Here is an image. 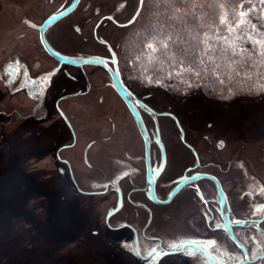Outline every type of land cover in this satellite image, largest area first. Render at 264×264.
Segmentation results:
<instances>
[{
    "label": "rangeland",
    "instance_id": "rangeland-1",
    "mask_svg": "<svg viewBox=\"0 0 264 264\" xmlns=\"http://www.w3.org/2000/svg\"><path fill=\"white\" fill-rule=\"evenodd\" d=\"M242 1L253 0H230L229 3L235 6ZM119 2L121 6L117 7ZM143 2L129 25L119 27L105 19L98 26L97 35L117 52L119 65L122 45L141 19ZM44 6L43 0H0V67L10 56L31 65L33 52L41 47L36 41V30L29 29L24 21L29 17L35 23L40 22L41 17L53 9ZM137 6L138 0H80L75 12L50 30L48 38L54 47L66 54L106 55V46L96 42L91 34L97 17L109 13L117 21L124 22ZM74 24L79 27V32L73 29ZM23 41H29V45L26 47ZM51 61L42 62V65L55 66V61ZM89 70L91 91L82 97L60 101L75 126L78 145L81 147L86 140H95L90 148L96 149L94 155L90 154L91 168L82 165L80 149L68 153L62 151L63 156L72 159L79 186L85 190L89 187L84 177L109 178L117 168L112 158H123L125 152L133 155L141 152V140L130 115L108 88L100 86L107 76L102 69ZM52 79L51 98L62 86L73 89L61 68ZM125 80L137 94H152L145 102L153 109L173 112L186 130V140L199 141L208 147L209 141H204V134L211 135L213 140L223 139L225 148L210 156L216 162L229 159L227 170L221 175L230 183L234 203L242 206L243 201L236 195L242 173L234 162L241 159L251 174H264V93L255 97L212 100L199 90L180 95L160 87L143 88L130 79ZM99 95H102V101ZM31 102L35 104L32 100L26 101L20 92L9 94L0 78V264H140L132 254L117 246L121 236L131 237L129 231H108L103 223L105 210L114 200L113 193H79L69 182L58 178L56 165H63L53 163L50 155L56 144L69 140L68 136L66 131L57 129L62 124L58 123L52 107L46 126L40 127L31 114L29 117ZM16 109L27 113L21 116ZM146 115L148 131L152 133L154 122ZM157 123L167 145L168 173L176 174L181 163L191 162V154L180 143L171 118L158 117ZM59 136L62 139L59 140ZM53 138L58 139V143L55 144ZM80 200L89 206V216L80 207ZM239 210L238 207L237 212ZM197 216L196 202L187 197L177 201L172 208L165 206L154 210L149 227L143 225L146 212L135 211L129 205L111 220L124 218L138 222L152 235L174 237L193 234L189 221L197 222ZM91 230H96L97 234ZM158 264L184 262L177 257L165 256Z\"/></svg>",
    "mask_w": 264,
    "mask_h": 264
},
{
    "label": "flooded vegetation",
    "instance_id": "flooded-vegetation-1",
    "mask_svg": "<svg viewBox=\"0 0 264 264\" xmlns=\"http://www.w3.org/2000/svg\"><path fill=\"white\" fill-rule=\"evenodd\" d=\"M70 2L71 0H43L45 5L44 8L53 7V9H50L47 14L43 15L40 22L38 23H35L29 19V17L25 18L24 24L29 29L34 28L36 30V41L41 48H39L40 50H37V52H33V62L30 66H28L22 59L16 56H10L9 60L7 61V65L1 74L4 76L2 79L6 87L9 89V94H13L14 90H17V92H20L21 96L24 97L26 101L32 100L35 102V104L31 102V108L28 111V116L30 117L31 114V117L34 118L35 122L38 123L40 127L50 121L51 114L49 112V108L52 107L53 111L58 117L59 122H57L62 124V126L57 129L66 131V136H68L69 140L67 142L56 144L58 143V139H62V136H59L58 139L53 138V142L56 144V146L50 155L51 161L53 163L63 165L62 167L55 164L57 171L56 175H58V178L69 182V185L72 189L77 190V187L74 185L72 180V178L77 180L73 161L68 155L66 157L63 156L62 151L71 149L76 144H78V137L72 119L62 107L60 101L68 98L73 99L87 95L92 89L91 76L89 75L90 70L88 71V68L97 71L98 69H102L107 77L106 80L101 81L100 86L103 88H108L116 97V99H118V101L123 104L127 113L129 115L130 113L126 109V106L121 98L114 91L111 85V78L108 75V70L104 66L97 67L94 65H87L82 67H74L70 65H59L62 69V74L69 82H71L70 88L73 89L67 90L66 86H62L59 88L58 94L54 98H51L50 90L52 89L53 79L52 76L50 77V80L47 79V73L53 67L47 68L42 65V62L47 61V63H50L52 59L55 61V65L58 64V62L43 49L39 39V26L50 15L65 9ZM79 3L80 0L76 7L69 14L50 24L44 31V37L48 43L60 53L66 54L52 45L48 38L49 32L56 25H58L57 22L66 19L68 16L73 14L78 8ZM118 6H121L120 2L117 4V7ZM102 16L104 17L100 19ZM105 19L110 20L119 27L127 26L120 25L122 21H117L113 14L104 13L97 17L93 24L91 34L96 42L106 46L107 54L102 56L108 59V65L113 68L112 60L114 58L118 65L120 77L125 86L134 94V97H136L137 100L147 104L145 101L148 100L149 95L152 94L136 93L131 84L125 80L124 75L120 70L117 52L113 49L110 43H107V41H104L101 36L97 35L98 26ZM73 29L76 32L80 31L76 24H74ZM23 42L26 47L27 44L29 45V41ZM83 55L88 54L76 53L75 55L71 56ZM43 59H45V61H43ZM99 98V100L102 101V95H99ZM49 100H52V102L50 103ZM138 107L148 132V126L146 124V114L148 113L146 110H144V108L140 106ZM15 112L21 116L27 113H21L17 109ZM164 113L165 114L160 115V117L169 116L170 118H173V112V114L170 111H164ZM175 117L177 119L176 115ZM177 121L179 122L178 119ZM180 127L182 130H179V126L177 125L178 134L181 136L180 143L190 152L191 162L181 163L176 174L172 172L170 174L168 173L170 159L166 142L164 140L162 141L164 151V162L162 166V150H160L155 141L150 142L149 166H153L156 169H160L159 167L161 166V170L158 172L154 180V199L156 200L151 197L149 192V183H147L146 173L147 167L144 157V144L139 133L138 135L141 140L140 154L133 155L125 152L123 158H112V161L117 165V168L112 173V175L106 179L84 177V181L88 184L89 188L88 190H81H83L85 192L84 194L87 195H97L109 192L113 193L114 200L109 206V210L106 209V218L103 216V223L105 226L107 225L108 230L113 229L116 232L123 229L130 230V238L127 239L125 235L121 236L120 240L118 241L120 243H118L119 248L126 251L127 249L125 247H129L130 250H133L135 253H137L140 258L144 256V260L147 262L148 259H151V256L148 258V254L150 255L153 251L151 240L148 247L149 239L154 240L152 234L150 232L146 234L142 230H134L137 229L136 227H144L139 226L138 222H129L124 218H113V220H111L112 217H114L121 210H124V208L129 205V207L135 211L140 209L146 212V219L144 220L143 225H148L149 227L152 222L153 212L158 207L166 206L168 208H172V206L174 207L176 205L177 201H182L184 198L190 197L196 202L198 206V220L194 223L190 219L189 226L194 229V233L187 234L186 237L202 239L207 246L208 254L214 259L221 258V260L229 261L231 264H234L235 262V264H264V209L262 208V204L264 203V174H252L248 180H244V187L236 188V195L238 199L244 203L242 206L236 205L233 201L232 192L229 187L230 183L221 175V172L225 174L229 159H226V162H216L210 156V154L220 152L225 148L224 141L222 140V145L220 146V143L218 142L219 139L213 140L211 135L204 134V141H209L208 147H204L199 141L192 143L189 140H186V130L182 128L181 125ZM36 132L39 134V131ZM153 132L154 131H152V133L150 132V137L153 135ZM94 143L95 140H86L79 148L80 161L86 168L92 167L90 162V148ZM241 168L244 170V174L247 175L245 172L246 167L241 165ZM200 173L212 175L219 181L224 193L223 200L220 199L215 181L208 177H196ZM194 176L196 179H190ZM181 182L182 184L179 185ZM178 185L179 187L177 191L170 195L172 190ZM164 200L167 201L164 202ZM238 207L240 210L237 212ZM227 227L230 228L237 241L242 245L243 249H241V247H239V245L230 238ZM208 241L213 243H206ZM157 242L158 243L156 244L158 245V248H163L162 246L168 242V239L166 240L165 237L161 236L157 239ZM201 258L211 259L209 257H205L204 254Z\"/></svg>",
    "mask_w": 264,
    "mask_h": 264
},
{
    "label": "trees",
    "instance_id": "trees-1",
    "mask_svg": "<svg viewBox=\"0 0 264 264\" xmlns=\"http://www.w3.org/2000/svg\"><path fill=\"white\" fill-rule=\"evenodd\" d=\"M229 1L144 0L141 19L122 45L120 66L124 77L143 88L160 87L180 95L199 90L212 100L263 94L260 85L264 84V65L258 63L260 58L256 55L260 46L241 39L240 50L233 53L229 49L222 55V41L212 37L227 35L226 28L240 19L238 12H247L253 5L255 10L246 17L243 27L252 32L251 25L255 24L259 32H264V5L258 0L242 1L241 8L242 3L233 6ZM224 13H228L227 23L221 25L220 16ZM206 33L208 44L215 45L216 51L205 54ZM148 43L156 51L147 49ZM208 56L213 59L208 60ZM201 59L205 61L203 65L199 63ZM181 66L193 71L177 75Z\"/></svg>",
    "mask_w": 264,
    "mask_h": 264
},
{
    "label": "water",
    "instance_id": "water-1",
    "mask_svg": "<svg viewBox=\"0 0 264 264\" xmlns=\"http://www.w3.org/2000/svg\"><path fill=\"white\" fill-rule=\"evenodd\" d=\"M79 0H71V2L68 4V6L63 9L60 10L59 12L50 15L49 17H47L39 26V39L41 42V45L43 47V49L50 55L52 56L54 59L57 60L58 64H56L55 66H53V68H51L48 73H47V79L50 80V77L52 75H54L56 73L57 70H59L60 66L59 65H70V66H74V67H82V66H90V65H94V66H104L107 70H108V75L111 78V85L114 89V91L116 92V94L121 98V100L123 101V103L126 106V109L128 110V112L130 113V116L134 122V125L138 131V133L141 136V139L143 141L144 144V157H145V163H146V173H147V183H149V192L151 194V197L154 199V180L156 178V175L158 174V172L161 170V166L163 165L164 162V151H163V145H162V138L160 135V131H159V126L157 123V116L160 117V115H164V111H156L155 109H153L150 105L145 104L144 102H140L139 100H137L136 97H134V94L125 86V84L123 83L121 77H120V73L118 70V65L116 60L113 58L112 60V64H113V68L108 65V59L104 58L103 56L100 55H93V54H88V55H83V56H71V55H66L63 53L58 52L57 50H55L46 40V38L44 37V31L46 30V28L54 23L55 21L61 19L62 17L66 16L67 14H69L78 4ZM142 3V0H138V6L135 9V11L133 12L132 16L130 18H128L127 20H125L124 22L120 23V25H129V23L134 21L135 16L138 14L139 9H140V5ZM104 16L100 17V19H102ZM9 60V58L7 60H5L0 67V78L3 81L2 78H4L3 74H1L3 72V70L5 69L6 65H7V61ZM108 76V77H109ZM47 81V80H46ZM4 83V81H3ZM17 92V90H14L13 93ZM144 108V110L147 111L148 115L152 118L153 122H154V132L153 135L150 137V132H147V129L145 127V123L144 120L141 116V113L139 111V107ZM172 113V112H171ZM169 113V114H171ZM173 114V113H172ZM171 114V115H172ZM173 118L172 121L174 122L175 127L177 128V125L179 126V130H182L180 125L181 123L177 121L175 114L172 115ZM169 117V116H168ZM170 118V117H169ZM180 123V124H179ZM182 126V125H181ZM183 128V126H182ZM179 136V135H178ZM181 136H179L180 139ZM181 140V139H180ZM222 140L223 139H219V145L221 146L222 144ZM155 141L158 145V147L160 148V150H162V161H161V166L159 167L160 169H156L153 166L150 167L149 166V149H150V142ZM236 168L238 170L241 171L242 173V178H240V182L237 183L239 184L238 188L244 187V180L246 181V179L248 180L251 177V173L248 171L247 167L245 166L243 160H237L234 162ZM242 166H245V172L247 175L244 174V170H242L241 168ZM196 177H208L211 178L215 181L216 184V188L218 189V194L220 195V199L223 200L224 197V193L222 191L221 185L219 183V181L213 177L212 175L206 174V173H200L198 174ZM196 177H191L190 179H196ZM188 179V178H186ZM74 185H76V191L79 193H85L83 190H81L82 188L79 186L78 181L75 179H73ZM187 181V180H185ZM182 182L179 184L181 185ZM178 186H176V188H174L172 190V192L170 193V195H172L173 193H175L178 189ZM156 200V199H154ZM167 200H164V202ZM262 208L264 209V203L262 204ZM106 209L109 210V207H107ZM106 212V210H105ZM104 218L105 217V213H104ZM227 221V219H226ZM107 228V225H106ZM144 229V228H143ZM142 227L139 230L144 231L146 234H148L147 230H143ZM112 231H115L113 229H109ZM108 230V231H109ZM126 230V229H123ZM134 230H138V229H134ZM126 231H130V230H126ZM227 231H228V235L230 236V238L236 242L239 247H241V249H243L242 245L240 244V242L237 241V239L235 238V236L233 235L232 231L230 230L229 227H227ZM91 232L93 234H97L96 230H91ZM153 239H149L148 241V247L150 244V240L152 242L153 246V251L151 252V254H148V258L151 256V259H148V262L146 260H144V256H142V258H140L137 253H135L133 250L131 251L129 247H125L130 254H132L138 261H140V264H158L159 260L162 259L165 256H173V257H177L180 260H182L184 262V264H231L229 261H224L220 259H214L213 257H211L208 254V250H207V246L205 245V243H193V241H203L200 238H193V237H186V235H175L174 237H165V239H168V242H166L162 247L163 248H158V245L156 243L157 239L160 238L161 236L159 235H152ZM119 243V242H118ZM117 243V246H118ZM120 244V243H119ZM125 244V243H124ZM157 246V247H156ZM119 247V246H118ZM149 250V249H148ZM204 254L205 257H209L211 259H202V255ZM200 260V261H198ZM236 263V262H235ZM234 263V264H235Z\"/></svg>",
    "mask_w": 264,
    "mask_h": 264
},
{
    "label": "snow or ice",
    "instance_id": "snow-or-ice-1",
    "mask_svg": "<svg viewBox=\"0 0 264 264\" xmlns=\"http://www.w3.org/2000/svg\"><path fill=\"white\" fill-rule=\"evenodd\" d=\"M258 3L260 5H264V0H258ZM241 8L244 7L243 3L240 5ZM255 5H253L252 8H250L247 12L246 11H239L238 12V16L240 17L239 20L236 21L235 25H229L226 28V32L227 35H216L214 37H212L213 39L222 41V55H226L227 51L230 49L233 53H236L239 49V41L241 39H247L249 41L252 42L253 46L259 45L260 46V51H258L256 53V55L260 58L258 63H260L261 65H264V32H259L257 29V25L252 24L251 28H252V32H248L246 28H244L243 26H245L246 24V17L249 15V13L253 10H255ZM176 12H180V9H176ZM261 16H264V10L261 11ZM227 17H228V13H224L220 16V24L224 25L227 23ZM259 36L260 38L257 39L256 36ZM204 43V47H205V54L211 50V51H216L215 45H209L208 44V34H205V39L203 41ZM147 49H150L151 51H156V49L153 47L152 43H148L146 45ZM241 51H246V50H241ZM251 55V54H249ZM208 60H212L213 57L212 56H208L207 57ZM201 65H203L205 63V61L203 59L200 60L199 62ZM193 69L192 68H185L183 66L180 67V69L176 72L177 75H179L182 72H192ZM171 75V73H169ZM199 73L197 72V75ZM151 82V80L149 81ZM156 83H159V81H156ZM260 88L262 90H264V84L260 85ZM193 243H205L203 241H193ZM206 243H213L211 241H208Z\"/></svg>",
    "mask_w": 264,
    "mask_h": 264
},
{
    "label": "bare ground",
    "instance_id": "bare-ground-1",
    "mask_svg": "<svg viewBox=\"0 0 264 264\" xmlns=\"http://www.w3.org/2000/svg\"><path fill=\"white\" fill-rule=\"evenodd\" d=\"M60 21H62V20H60ZM60 21H59V22H60ZM59 22H57V23H59ZM48 59H49V57H48ZM79 148H80V146H79L78 144H76L73 148H71V149H69V150H66V153H68V152H70V151H72V150L77 151V149H79ZM95 152H96V149L92 148V149H91V155H94ZM79 198H80V197H79ZM80 199H81V198H80ZM80 207H81V208H84L85 211L88 213V216H89V209H88L89 206L80 200ZM121 231H122V230H121ZM118 232H119V231H118Z\"/></svg>",
    "mask_w": 264,
    "mask_h": 264
}]
</instances>
